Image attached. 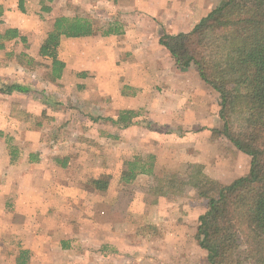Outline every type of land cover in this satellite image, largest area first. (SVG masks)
<instances>
[{"label": "rangeland", "instance_id": "obj_1", "mask_svg": "<svg viewBox=\"0 0 264 264\" xmlns=\"http://www.w3.org/2000/svg\"><path fill=\"white\" fill-rule=\"evenodd\" d=\"M9 2L15 20H24L27 25L22 35L25 40H9L8 47L0 49V83L19 81L30 90L15 91L10 95L0 92V148L12 153L10 155L16 159L22 157L18 154L20 149L34 150L33 159L39 155V149H48V164L60 166L65 171L57 177L63 175L64 179H72L75 193L69 197H73L71 206L77 207L76 211L68 213L72 219L67 215L60 218L61 222L57 221L62 224L64 220H72L74 231L59 228L63 230L61 234L46 236L48 243L42 245L49 250L29 252V263L37 257L39 263L33 260V264H91L89 247L94 242L90 241V233L93 232V240L96 239L99 245L100 239L101 242L104 240V232L98 230L103 229L107 221L113 223V228L115 224L124 227L122 236L125 241L137 230L143 234L138 238L143 248H139L137 254L143 253L144 259H134L130 252L121 258L120 264H208L207 252L196 239L199 216L207 210V199L188 184V176L196 164L202 163L210 176L223 184H230L248 174L251 165L248 154L215 131L219 126L223 127L218 109L219 95L216 99L209 97L205 100L210 105L208 111L195 105L178 108L184 111L181 114L185 120L188 116L207 118L199 123L166 124L152 119L151 102L164 97L162 85L165 83H157L159 75H152V89H141L139 98L135 96L136 90L133 94V87L126 85L122 93L130 96L127 102L115 101L118 105L110 107L114 100L110 102L111 99L105 96L111 94L102 93V102L99 100L97 104L96 96L101 93L89 90L83 83L90 77L88 71H84L85 75L70 71L64 76L63 70L62 76L54 79L51 59L40 54V47L52 30L56 17L63 14L91 17L98 19L99 29L103 30L107 20H114L115 9L95 0H25L23 11L19 0ZM44 4L52 10H42ZM3 6L0 5V33L13 26L9 24L12 21L4 17ZM70 43V49L74 44L82 46L74 41ZM24 49L31 50L38 60L37 64L27 65L31 68L27 72L20 71L16 58ZM122 61L117 56H107L105 76L111 77L114 73V78L118 79L121 76L118 67L122 66ZM195 68L191 65L194 75ZM186 76L179 81H189ZM120 78L119 81H125L126 75ZM192 81L196 82L195 79ZM126 110L136 113L127 125L116 124L111 120L113 117L106 116L114 114L113 119H118ZM56 149L61 151L57 153L60 157L52 155ZM150 154L155 155V174L140 173L132 180L124 179L130 160L141 156L144 161ZM62 161L71 165L67 167ZM171 172L178 174L176 182L160 181V178L168 179ZM95 179L107 181L108 187L97 188L93 183ZM157 187H162L161 193L156 192ZM5 198L6 202L0 201V259L19 254L22 245L17 235L7 233L10 219L6 213L15 211L16 199L14 196ZM44 221L50 226L53 224V220ZM73 233L79 235V248L75 251L59 250L60 240Z\"/></svg>", "mask_w": 264, "mask_h": 264}, {"label": "crops", "instance_id": "obj_2", "mask_svg": "<svg viewBox=\"0 0 264 264\" xmlns=\"http://www.w3.org/2000/svg\"><path fill=\"white\" fill-rule=\"evenodd\" d=\"M95 1L104 2L106 5H110L111 9H115V18L114 20L113 18L107 20L103 30L99 29L98 19L94 20L95 29L92 35L63 36L61 38L58 54L59 58L66 64L63 75L66 76L70 71L83 72L85 75L84 71H88L90 77L83 83L87 84L89 90L93 89L95 93L97 91L101 93L96 96L97 104L102 102L100 100L104 97L102 93L104 95L111 94L105 96L111 99L110 102L114 100L110 103V107L118 105L115 101L123 103L128 101L130 96L122 93L126 85L133 87V94L136 90L135 96L139 98L141 89H152L151 83H154L152 75H159L160 80L157 83L160 85L165 83L162 85L164 97L159 101L156 99L155 102H151L152 119L166 124L184 123L185 121L199 123L201 120L207 119L188 116V120H185L181 114L184 111L178 110V108H191L195 105L204 111H208L210 105L205 100L209 97L216 99L218 93L202 80L197 68H195V77L191 72V66H178L169 50L160 43V37L164 33L177 34L181 31H189L201 18L222 2L216 3L212 0ZM2 4L4 5V17H8V20L12 21L9 24L17 28L19 33L23 35L26 31L24 27L27 24L23 23L24 20L19 21L22 24L15 20L9 0H0V5ZM94 7L98 9L97 5ZM160 15L161 17H159ZM108 25H114L119 29L110 34H103ZM18 39L20 38L12 40ZM69 40L81 43L82 46L77 47L74 44L70 49ZM2 42L4 48H7L9 40H2ZM23 53H27L31 57L34 56L28 49H24ZM16 56L18 60V54ZM107 56L110 58L117 56L123 60L122 66L116 65L120 71H116L115 74L118 72L121 76L126 75L125 81H119L121 76L118 79L114 78V73L111 77L105 76L106 71L104 69H106ZM18 67L23 72H27V69L31 70V68H27V65H22L20 62ZM185 75L189 81H179ZM193 79L196 80L195 83L192 81ZM89 84L93 86L89 87ZM104 107L107 108L109 105H104ZM218 109L220 110V107ZM107 115L116 117L114 114ZM221 125L223 126L222 122ZM219 127L221 129V126ZM171 128L170 126L169 129ZM26 150L20 149L18 154L22 157L20 159L13 158L12 161V156L8 151L0 148V201L6 202L5 197L9 196H14L16 199L15 211L6 213L10 219L7 233L8 235H17L18 239L21 240L22 245L19 252L22 249L29 250V252H41L49 250V247H45L48 243L46 236L54 233L59 235L64 228L67 231H74L73 226L75 225L72 220H64L62 224L57 223V221L61 222L60 218H65L67 215L68 219H72L68 213L73 210L76 211L77 207L71 206L70 199L73 197L70 198L69 196L75 193V189L72 179H64L63 175L57 177L64 171L60 166L48 164V149H39V155H35L36 159L32 158L34 150L28 152ZM54 151L56 152H52V155L61 152L57 149ZM57 157L60 156L57 155ZM64 162L62 161V164ZM65 165L68 167L71 164L66 163ZM44 220H53L52 226L48 222L45 223ZM112 224L106 221L105 227L99 228V233L104 232V240L101 242L102 239H100L99 245H97L96 239L93 240V232L90 233V241L94 242V245L89 247L91 264H120L121 258L130 252L132 258L143 260L144 254H137L139 248H143L139 243L140 240H138L139 236L143 235L142 232H138V230L135 234L131 232L130 236L132 237L125 241L122 236L124 227L115 224L116 227L113 228L114 225ZM77 226L80 228L79 223ZM59 228L63 230H58ZM95 229L97 232V228ZM96 232H94L95 238ZM78 236L73 233L72 236L62 238L59 250H77L80 245L78 244L80 240ZM43 242H45L44 246L42 245ZM18 258L19 254H15L12 258L0 259V264H18ZM36 258L27 263L33 264V260L39 263Z\"/></svg>", "mask_w": 264, "mask_h": 264}, {"label": "trees", "instance_id": "obj_3", "mask_svg": "<svg viewBox=\"0 0 264 264\" xmlns=\"http://www.w3.org/2000/svg\"><path fill=\"white\" fill-rule=\"evenodd\" d=\"M24 2L19 0L23 11ZM42 10L52 8L44 4ZM94 29L91 17L63 14L55 18L40 47V54L51 59L54 79L62 76L66 65L58 54L61 38L92 35ZM117 29L108 25L103 34ZM16 38L25 40L17 28H6L0 33V49L4 48L2 40ZM160 43L178 66L195 65L202 80L218 93L223 127L215 131L251 157L248 174L230 184L210 176L202 163L193 167L187 182L207 199L196 239L207 252L208 264H264V0H223L192 29L164 33ZM18 60L22 65L38 63L23 52ZM28 90L21 83H0V92L8 95ZM135 116L134 111L126 110L111 120L127 125ZM154 160L153 154L144 161L136 156L128 162L124 179L132 180L140 173L155 174ZM171 173L160 181L176 182L178 174ZM93 183L100 189L108 187V182L101 179ZM161 188L157 187L156 192L161 193ZM28 253L20 251L18 264H28Z\"/></svg>", "mask_w": 264, "mask_h": 264}]
</instances>
